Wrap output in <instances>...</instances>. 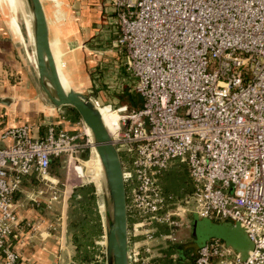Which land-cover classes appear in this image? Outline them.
Returning <instances> with one entry per match:
<instances>
[{
    "label": "built area",
    "instance_id": "1",
    "mask_svg": "<svg viewBox=\"0 0 264 264\" xmlns=\"http://www.w3.org/2000/svg\"><path fill=\"white\" fill-rule=\"evenodd\" d=\"M110 2L114 43L142 99L139 108L120 109L113 133L127 156L128 207L130 200L142 217L130 230L144 236L131 243L132 264L142 249L148 262L159 255L160 242L182 243L177 233L186 213L240 224L253 243L242 258L212 238L192 253L194 264H264V0ZM31 130L30 124L6 130L3 138L12 142L0 146V264H19L16 245L40 228L16 211L25 179L55 188L54 160L66 157L81 174L82 154L94 151L89 135L82 142V134L54 122L41 137ZM175 161L188 166L194 185L178 198L159 185ZM54 194L55 200L67 192ZM59 217L65 225V205ZM155 222L167 223L168 234L157 235Z\"/></svg>",
    "mask_w": 264,
    "mask_h": 264
},
{
    "label": "crops",
    "instance_id": "2",
    "mask_svg": "<svg viewBox=\"0 0 264 264\" xmlns=\"http://www.w3.org/2000/svg\"><path fill=\"white\" fill-rule=\"evenodd\" d=\"M44 6L48 17L50 40L56 53L55 58L73 88L93 98L92 93L102 92L95 84L96 79L105 87V84L111 83L114 77L118 79L123 76L127 71L122 67L125 65V57L114 43L118 30L110 0H44ZM11 26L12 30L19 32L18 24L16 27ZM26 65L35 80L33 64L24 50L21 39L19 41L16 37H0V97L13 98L10 105L0 103V141H4L5 144L12 142V138H3L5 131L12 127L30 124L31 134L34 137H41L50 122L68 131L71 130L70 125L76 123L69 119L68 108L56 109L47 105L41 98L40 92L38 93L37 87L28 88L18 83L13 84L11 79L7 83L9 74L12 75L11 78L13 74L20 78L21 69ZM111 69H113L112 75L103 72ZM34 84L37 85L36 80ZM112 85L108 84L107 87L112 88ZM96 97L99 99V96ZM86 132L89 134L87 127ZM92 161L95 164L91 167L98 173V160L92 159ZM53 179L59 181L54 177ZM24 189L25 186L17 195L16 211L21 219L33 221L40 215L36 209L38 201L32 197L29 202L26 201L22 196ZM190 215L191 213L187 214ZM53 218L49 226L39 228L31 237L16 245L22 254L19 264H28L30 261L37 264L71 263L75 247L67 230V221L65 225L52 229L51 225L59 222L60 217L57 214ZM223 225H228L232 229L233 235L229 244L234 245L240 254L247 256L252 248L247 247L250 244L253 246V243L245 229L240 224L230 221H225ZM239 230H244L248 239V245L245 247L241 245ZM192 253L194 251L190 252V256Z\"/></svg>",
    "mask_w": 264,
    "mask_h": 264
},
{
    "label": "water",
    "instance_id": "3",
    "mask_svg": "<svg viewBox=\"0 0 264 264\" xmlns=\"http://www.w3.org/2000/svg\"><path fill=\"white\" fill-rule=\"evenodd\" d=\"M25 1L32 18L35 46H32L31 51L36 60L34 71L39 87L56 109L74 108L78 112L81 121L91 131L92 147L97 151L101 162L100 181L94 182L97 191L101 190L103 196L100 212L104 227L106 264H132L127 183L118 141L106 125L95 99L73 88L60 70L50 40L44 0ZM12 101V97H0L1 104L10 105ZM70 126L72 131L78 132L76 123ZM82 128L81 126V132ZM0 146H5L4 141H0ZM82 156L86 158L87 154L83 153ZM87 183L83 181L81 186ZM79 197L80 194L75 190L71 198ZM61 198L62 194L55 199V203L61 202ZM232 235L230 226L221 225L213 230L205 243L210 238L230 243Z\"/></svg>",
    "mask_w": 264,
    "mask_h": 264
},
{
    "label": "rangeland",
    "instance_id": "4",
    "mask_svg": "<svg viewBox=\"0 0 264 264\" xmlns=\"http://www.w3.org/2000/svg\"><path fill=\"white\" fill-rule=\"evenodd\" d=\"M14 10H15V13L17 12L18 14L19 11H18L17 4ZM15 13H13V10L9 7V4L6 0H0V37H16L19 41L21 39L24 50L27 53V56L31 62L30 51H31L32 45L29 44V38L27 37L25 33V29L22 24V21L24 22V19L22 18V15H20V21H18L16 19L17 14ZM14 22L16 23V25L18 24L19 32L12 30L11 25H14L16 27ZM123 57H125L124 54H123ZM124 62H125V59H124ZM122 67L127 69L126 65H123ZM25 68H27V65L26 67L21 69L20 78L16 74H13V78H11L12 75L9 74V76L7 77V80H8L7 83H9L11 79V83L13 82V84L18 83L19 85L21 84L22 86H27L28 88L37 87L38 93H39L41 89L39 87L38 80L35 74L34 76H35L37 85L34 84L35 80H33V74L31 75L30 70L28 71V68L27 69ZM103 72L109 73L112 75L113 69L103 70ZM124 74L123 76H120V78L118 79H115V77L112 79L111 83H115L114 85H112L111 83H108L109 85H112V88H108L107 87L108 84H105V87H103L101 85V82L98 81V79H96L95 84L98 85L99 87L98 90L99 91L102 90V92L98 93L95 91L94 94L92 93V96L95 99L97 98L96 96H99V99L97 100H99L100 106H109L111 109H115V111H111L112 113H106V112L105 113L107 115L109 114V117L111 119H115L117 121H118V118H120L119 114L124 113L120 111L121 108L128 107L129 109H132L131 105L129 104L130 95L132 93L134 94L136 93L133 90L134 82H132V80H134V77L131 75V73H129L128 70ZM116 110H119V114L116 113ZM76 125L78 127V132H75V133L82 134L81 140L82 142H86L89 136L85 131L86 126L81 121V118L79 119L78 122H76ZM81 126L83 127L82 132H81ZM70 132H73V131L70 130ZM86 153H87L86 158H84V160L81 161L82 165L81 166L78 165L76 167V169L78 170L81 169V174H78L75 171L74 165L72 163L70 164L67 161L66 157L62 156L61 158L58 159V161L54 162L51 168V174L53 175L54 178L59 180L55 188L48 187L47 185H45V183L41 182L35 176L27 177L25 179V182H24L25 191L22 193V196L28 202L30 201L31 197L34 199H37L38 205L36 206V209H38L40 215H38V218L34 219L33 222L39 225L40 228L44 226L47 227V225L49 226V224H51L52 221L54 220L53 217H56L57 214L59 215L61 213V211L63 210V205H65L68 211L71 196L73 192L76 190V188L81 186L83 181H87L88 182L87 184H90V183L95 184L96 181H97L96 183H99L100 181L98 177L99 172L97 173L95 171V168L93 169L91 167L92 166L91 162H89L94 156V151L92 152V150L88 148L86 149ZM121 155H122L123 161H126L127 156L124 150L121 151ZM87 160H89L88 161L89 163H87ZM180 165L181 163L179 161H175V167H179ZM182 170L183 169H181V171ZM95 176H97L96 177L97 180ZM55 189L63 193L67 192V194L62 195V198L60 199L61 202L55 203V200L52 198L55 195L54 194ZM69 193H71V196L70 198H67L68 199L67 200L66 195L67 197H69L68 196ZM98 195H99V209H100V206L103 204V196H102L101 190H98ZM65 199L67 200V202H65L66 201ZM48 205H50L51 208H48ZM179 220L181 221L180 223L182 224L179 227L177 234H178L180 241H182V243L178 241L174 242L170 239H166L160 242V245H159L161 247L160 251L162 249H166L170 242L173 244H180V245L184 244V248L186 249L197 250L200 246H202L205 243L208 237L213 234V230H215L216 227H219L225 223V222H221L217 220H212L209 218H202L196 213L191 214L190 216H187V213H186L185 216H182ZM209 222L212 224H210ZM54 226H56V228L61 227L59 222L54 223V225L52 224L51 228L53 229ZM239 235H240L241 245H243V247L247 246L248 239L246 235L244 234V230H239ZM103 241H104V237H102L101 239L95 242L97 247L94 250V256H93L94 260L90 264H106L105 246H104ZM225 243L227 246H229L234 251V253L240 255L242 258L246 257L245 255L240 254V251H238V249L235 248L234 245H230L226 241ZM249 247L251 248L252 245L250 244L247 248ZM156 253H159V249L156 250ZM70 264H75L74 260H72ZM182 264H188L186 261V257L183 258Z\"/></svg>",
    "mask_w": 264,
    "mask_h": 264
},
{
    "label": "trees",
    "instance_id": "5",
    "mask_svg": "<svg viewBox=\"0 0 264 264\" xmlns=\"http://www.w3.org/2000/svg\"><path fill=\"white\" fill-rule=\"evenodd\" d=\"M129 104L131 108H139L142 105V99L138 94L130 95ZM117 114L119 112L116 111ZM68 117L72 122H78L80 115L74 108L68 109ZM127 159V158H126ZM55 161L52 163V166ZM127 167V160L123 161ZM181 169H183L181 171ZM159 185L165 195H174L182 197L190 193L194 189L193 181L189 175L188 166L181 164L179 167H173L169 171L162 174L159 178ZM80 194L79 198L70 199V205L67 211V230L71 236L75 247L73 260L75 264H90L94 260V250L96 249V241L101 239L104 234L102 215L99 209V195L94 183L82 185L76 188ZM128 195H131L132 185L127 184ZM166 210H163L164 213ZM129 228L132 230L133 225L142 220V217L134 211L129 200ZM154 226L158 228L157 235L160 233L168 234L169 225L167 223L155 222ZM131 243L144 239V236H130ZM197 250L186 249L184 244L169 243L166 249L159 251V255L151 258L148 262H144L148 254L142 249L140 260L133 264H182L183 258L189 264H194V257L190 256V252Z\"/></svg>",
    "mask_w": 264,
    "mask_h": 264
},
{
    "label": "bare ground",
    "instance_id": "6",
    "mask_svg": "<svg viewBox=\"0 0 264 264\" xmlns=\"http://www.w3.org/2000/svg\"><path fill=\"white\" fill-rule=\"evenodd\" d=\"M9 4V7L13 10V13H15V7H16V4L18 6V14L17 12L15 14H17L16 16V19L18 21H20V15H22V18L24 19V22L22 21V24H23V27L25 29V33L27 35V37L29 38V44L32 45L33 47L35 46V39H34V34H33V26H32V18H31V15L29 14V11H28V8H27V3L25 0H6ZM20 9V10H19ZM19 15V16H18ZM54 52V51H53ZM30 54H31V62L33 64V67L36 65V60H35V56H34V53L32 51H30ZM56 53H54V56H55ZM57 61V60H56ZM58 63V62H57ZM59 66V64H58ZM60 68V67H59ZM62 73L64 74L62 68H60ZM65 78L67 79L66 75L64 74ZM68 81V79H67ZM67 84V82H66ZM40 95H41V98L44 100V102L55 108L54 105L49 101V99L46 97V95L40 91ZM99 110L102 114V117L106 123V125L108 126L109 130L114 133V131L116 130L117 126H118V121L115 120V119H111L109 117V114L107 115L106 113H112L111 111H115V109H111L109 106H99ZM117 112H119V110H116ZM106 112V113H105ZM120 115V114H119ZM119 120V118H118ZM87 127V126H86ZM86 127H85V131H86ZM88 129V132H89V136L90 138L92 137L91 136V131L90 129L87 127ZM93 160L97 159L98 160V166H99V179L101 178V162H100V159L98 157V154H97V151L94 149V156L92 157ZM92 159L89 161L87 160V163L91 162V165L93 167V165L95 164ZM89 161V162H88ZM85 162V161H84Z\"/></svg>",
    "mask_w": 264,
    "mask_h": 264
}]
</instances>
